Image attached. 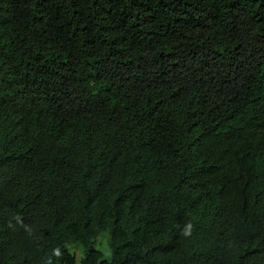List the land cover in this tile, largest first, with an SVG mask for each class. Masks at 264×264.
Masks as SVG:
<instances>
[{"label":"trees","instance_id":"1","mask_svg":"<svg viewBox=\"0 0 264 264\" xmlns=\"http://www.w3.org/2000/svg\"><path fill=\"white\" fill-rule=\"evenodd\" d=\"M0 264H264V0H0Z\"/></svg>","mask_w":264,"mask_h":264},{"label":"rangeland","instance_id":"2","mask_svg":"<svg viewBox=\"0 0 264 264\" xmlns=\"http://www.w3.org/2000/svg\"><path fill=\"white\" fill-rule=\"evenodd\" d=\"M106 236L107 235L105 233H101L99 236H97V238L93 242V246L102 252V255L105 259H109L110 258V250H109V247L107 245ZM69 249L71 252L74 251L76 259L80 260V258L82 257L81 246L76 244L74 246H70Z\"/></svg>","mask_w":264,"mask_h":264},{"label":"clouds","instance_id":"3","mask_svg":"<svg viewBox=\"0 0 264 264\" xmlns=\"http://www.w3.org/2000/svg\"><path fill=\"white\" fill-rule=\"evenodd\" d=\"M96 238H97V237H96ZM96 238H95V239H96ZM70 246H74V245H72V244H71V245H68V247H70Z\"/></svg>","mask_w":264,"mask_h":264}]
</instances>
